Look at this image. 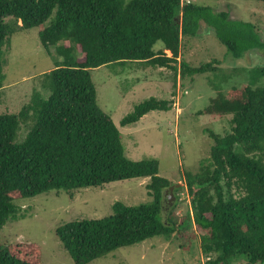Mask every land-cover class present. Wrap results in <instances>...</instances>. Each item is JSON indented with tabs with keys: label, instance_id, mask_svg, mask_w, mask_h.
Instances as JSON below:
<instances>
[{
	"label": "trees",
	"instance_id": "16d2710c",
	"mask_svg": "<svg viewBox=\"0 0 264 264\" xmlns=\"http://www.w3.org/2000/svg\"><path fill=\"white\" fill-rule=\"evenodd\" d=\"M181 1L0 0V88L1 48L16 29L41 26L42 47L61 57L39 75L46 96L36 88L17 113L0 111V228L17 218L15 199L146 177L149 202L115 201L110 215L56 228L74 264L154 236L168 239L175 232L186 240L199 238L204 260L193 264H234L238 258L247 264L264 262V84L218 92L198 112L231 115L230 127L222 134L209 130L208 158L196 172L185 173L189 206L177 220L175 206L162 215L164 191L171 183L159 175L158 161L127 158L118 128L97 104L90 70L102 65L143 61L180 69L182 77L215 70L216 61L191 66L178 58L182 37L198 35L202 26L211 28L235 58L264 48L253 23ZM256 74L264 77V65ZM170 105V100L149 97L120 123H135ZM29 120L24 139L15 141L20 123L28 126ZM0 264H41L40 246L4 243Z\"/></svg>",
	"mask_w": 264,
	"mask_h": 264
},
{
	"label": "rangeland",
	"instance_id": "374dc122",
	"mask_svg": "<svg viewBox=\"0 0 264 264\" xmlns=\"http://www.w3.org/2000/svg\"><path fill=\"white\" fill-rule=\"evenodd\" d=\"M213 11H227L231 18L251 22L264 39V2L258 0H191ZM8 19V22H11ZM20 23V22H18ZM17 28V27H16ZM41 26L16 29L1 51L2 87L0 111L17 113L26 104L33 89L40 87L41 73L54 68L61 57L49 54L41 45ZM158 45H160L158 43ZM166 55H170L168 50ZM180 60L191 66L216 61L211 72L182 77L180 69L159 68L143 61L113 62L90 70L99 107L113 120L120 132L124 154L132 160L156 159L159 175L173 189L164 191L162 215L175 206L177 220L189 206L185 173L196 172L208 158L213 143L209 130L224 133L231 115L199 114L218 92L231 93L233 87L260 86L264 77L256 68L264 65V48L251 50L235 58L207 26L198 35L182 37ZM178 67V64L176 65ZM155 69V70H154ZM147 75V76H146ZM48 95V94H47ZM155 97L171 101L168 110H153L135 123L121 125V119L141 101ZM20 123L15 141H22L31 120ZM146 177L130 178L102 187H83L71 191H48L33 197L15 199L17 218H9L0 228V245L27 242L40 246L41 264H74L58 239V226L77 219H95L112 214V204L149 202ZM183 187L176 190V188ZM22 214L23 216H21ZM154 236L139 243L119 247L87 264H193L203 261L199 238ZM234 264H247L243 258ZM255 264H264L255 263Z\"/></svg>",
	"mask_w": 264,
	"mask_h": 264
},
{
	"label": "water",
	"instance_id": "95a60500",
	"mask_svg": "<svg viewBox=\"0 0 264 264\" xmlns=\"http://www.w3.org/2000/svg\"><path fill=\"white\" fill-rule=\"evenodd\" d=\"M178 185H179V183H176V184H174V185H170L167 189L171 191V190L173 189V187L178 186ZM167 189H166V190H167ZM166 190H165V191H166Z\"/></svg>",
	"mask_w": 264,
	"mask_h": 264
},
{
	"label": "crops",
	"instance_id": "0c3cea01",
	"mask_svg": "<svg viewBox=\"0 0 264 264\" xmlns=\"http://www.w3.org/2000/svg\"><path fill=\"white\" fill-rule=\"evenodd\" d=\"M160 47V45H158V43L155 45L154 49L157 50L158 48ZM166 51V50H165ZM159 68H162V67H159ZM155 70V69H154ZM147 76V75H146ZM142 118V117H141ZM140 118V119H141Z\"/></svg>",
	"mask_w": 264,
	"mask_h": 264
},
{
	"label": "built area",
	"instance_id": "2783aa9c",
	"mask_svg": "<svg viewBox=\"0 0 264 264\" xmlns=\"http://www.w3.org/2000/svg\"><path fill=\"white\" fill-rule=\"evenodd\" d=\"M190 0H182L181 3L184 4V3H189Z\"/></svg>",
	"mask_w": 264,
	"mask_h": 264
}]
</instances>
